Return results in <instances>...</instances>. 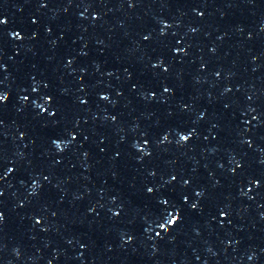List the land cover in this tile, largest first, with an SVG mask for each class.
Instances as JSON below:
<instances>
[{"label": "water", "instance_id": "obj_1", "mask_svg": "<svg viewBox=\"0 0 264 264\" xmlns=\"http://www.w3.org/2000/svg\"><path fill=\"white\" fill-rule=\"evenodd\" d=\"M0 34L121 108L264 233V0H0Z\"/></svg>", "mask_w": 264, "mask_h": 264}, {"label": "snow or ice", "instance_id": "obj_2", "mask_svg": "<svg viewBox=\"0 0 264 264\" xmlns=\"http://www.w3.org/2000/svg\"><path fill=\"white\" fill-rule=\"evenodd\" d=\"M184 140H187L188 137H183ZM177 217L176 216H173L169 221H168V224H175L177 222ZM161 227H164L163 225Z\"/></svg>", "mask_w": 264, "mask_h": 264}]
</instances>
